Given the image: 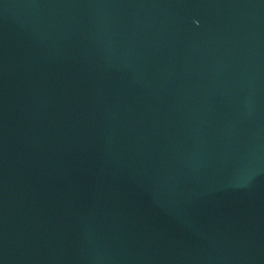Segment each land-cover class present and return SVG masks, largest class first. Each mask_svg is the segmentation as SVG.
I'll return each instance as SVG.
<instances>
[{"label": "water", "instance_id": "water-1", "mask_svg": "<svg viewBox=\"0 0 264 264\" xmlns=\"http://www.w3.org/2000/svg\"><path fill=\"white\" fill-rule=\"evenodd\" d=\"M0 264H264V0H0Z\"/></svg>", "mask_w": 264, "mask_h": 264}]
</instances>
